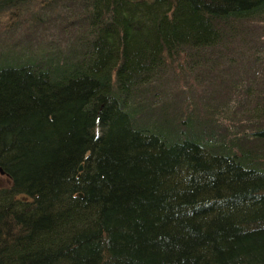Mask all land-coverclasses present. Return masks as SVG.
<instances>
[{"label": "trees", "instance_id": "obj_1", "mask_svg": "<svg viewBox=\"0 0 264 264\" xmlns=\"http://www.w3.org/2000/svg\"><path fill=\"white\" fill-rule=\"evenodd\" d=\"M26 1L0 264H264V0Z\"/></svg>", "mask_w": 264, "mask_h": 264}, {"label": "rangeland", "instance_id": "obj_2", "mask_svg": "<svg viewBox=\"0 0 264 264\" xmlns=\"http://www.w3.org/2000/svg\"><path fill=\"white\" fill-rule=\"evenodd\" d=\"M38 0H28L25 3L28 4V6L31 8L32 6L37 5ZM17 11L18 8L16 9ZM21 13L16 15L12 14L11 17L8 19L6 18V15L4 13H0V46H5L8 44H11L12 40H16L17 38H21L24 34L23 27L25 26L26 22V13ZM15 21V24H12L11 26L9 23ZM51 26L48 27V31L51 32ZM50 35V34H49ZM5 181V178L2 173H0V185L3 184Z\"/></svg>", "mask_w": 264, "mask_h": 264}, {"label": "water", "instance_id": "obj_3", "mask_svg": "<svg viewBox=\"0 0 264 264\" xmlns=\"http://www.w3.org/2000/svg\"><path fill=\"white\" fill-rule=\"evenodd\" d=\"M81 168V164L78 165V169ZM0 173H3L2 169L0 168Z\"/></svg>", "mask_w": 264, "mask_h": 264}, {"label": "bare ground", "instance_id": "obj_4", "mask_svg": "<svg viewBox=\"0 0 264 264\" xmlns=\"http://www.w3.org/2000/svg\"><path fill=\"white\" fill-rule=\"evenodd\" d=\"M3 174V173H2Z\"/></svg>", "mask_w": 264, "mask_h": 264}]
</instances>
